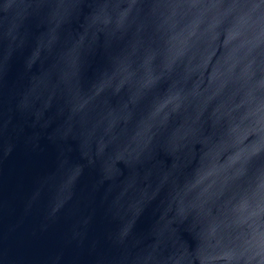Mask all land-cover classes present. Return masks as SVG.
Wrapping results in <instances>:
<instances>
[{"label":"water","instance_id":"obj_1","mask_svg":"<svg viewBox=\"0 0 264 264\" xmlns=\"http://www.w3.org/2000/svg\"><path fill=\"white\" fill-rule=\"evenodd\" d=\"M0 264H264V0H0Z\"/></svg>","mask_w":264,"mask_h":264}]
</instances>
